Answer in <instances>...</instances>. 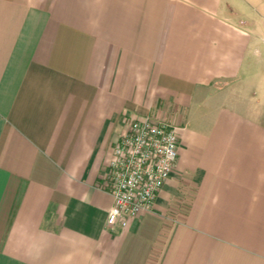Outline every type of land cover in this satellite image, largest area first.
I'll return each instance as SVG.
<instances>
[{"label":"crops","instance_id":"obj_1","mask_svg":"<svg viewBox=\"0 0 264 264\" xmlns=\"http://www.w3.org/2000/svg\"><path fill=\"white\" fill-rule=\"evenodd\" d=\"M144 117L176 162L110 228ZM0 264H264V0H0Z\"/></svg>","mask_w":264,"mask_h":264},{"label":"built area","instance_id":"obj_2","mask_svg":"<svg viewBox=\"0 0 264 264\" xmlns=\"http://www.w3.org/2000/svg\"><path fill=\"white\" fill-rule=\"evenodd\" d=\"M178 154L175 126L149 117L133 120L113 147L105 190L112 197L106 225L125 226L130 217L153 208Z\"/></svg>","mask_w":264,"mask_h":264}]
</instances>
